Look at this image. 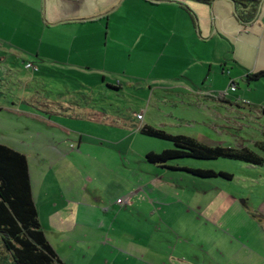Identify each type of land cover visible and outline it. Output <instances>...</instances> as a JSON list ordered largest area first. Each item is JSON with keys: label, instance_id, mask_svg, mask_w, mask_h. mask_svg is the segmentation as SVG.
<instances>
[{"label": "crops", "instance_id": "obj_1", "mask_svg": "<svg viewBox=\"0 0 264 264\" xmlns=\"http://www.w3.org/2000/svg\"><path fill=\"white\" fill-rule=\"evenodd\" d=\"M259 1L256 18L245 24L233 0H139L135 10L129 0H39L38 9L45 11L43 33L60 36L62 28L74 29L72 40L62 44L79 60L60 63L39 50L36 59L24 60L39 67L33 72L60 63L61 69L81 75L84 68L97 72L108 88H121L122 82L113 84L116 70L90 61L98 50L106 60L114 55L109 38L118 26V41L130 29L137 32L136 47L141 43L139 50L151 57L159 53L157 64L175 70L152 82L174 83L178 95L190 101L188 119L170 112L169 122L155 123L143 115L138 125L112 123L108 110L84 114L59 106L57 115L65 119L91 117L99 126L91 124L93 134L22 107L25 99L13 95L10 76L15 69L11 57L23 50L0 37V143L28 157L40 221L65 264H264V166L247 163L260 168L259 177L248 176V187L233 188L230 182L237 176L227 170L204 168L231 173L230 180L197 177L148 161L149 152L160 153L154 148L132 150L144 136L141 128L151 125L210 146L259 148L264 156V126L261 135L255 133V125L264 122V94L254 88L264 76L250 79L264 71V0ZM105 20L106 33L97 25ZM156 39L165 44L162 52L151 47ZM34 79H26V86ZM184 122L186 129L176 130ZM114 127L126 135L115 138ZM71 154L79 163L68 160Z\"/></svg>", "mask_w": 264, "mask_h": 264}, {"label": "rangeland", "instance_id": "obj_2", "mask_svg": "<svg viewBox=\"0 0 264 264\" xmlns=\"http://www.w3.org/2000/svg\"><path fill=\"white\" fill-rule=\"evenodd\" d=\"M137 1L139 2V0H129L128 6L131 10H135L134 7L137 6L135 2ZM38 3L39 0H0V37L18 43L21 46L20 49L23 50V52L17 50L14 52L15 57H11L15 69L14 76H10L13 81L10 85L13 95L25 99L21 104L23 108L32 106V108L39 111V114H50L52 120L55 122L71 124L72 127L75 124L81 127L79 129L81 131L79 132L86 134L95 133L96 131L92 129L91 124L95 123L97 125V123H92L90 121L91 117H85L86 119L89 118L87 121L77 117L65 119L57 115L59 106L69 112L75 111L84 114L94 111L102 114L104 110H108L109 120L112 123L119 121L122 124H132L135 121L136 125H138L140 122L139 114L142 117L145 115V120L148 122H169L170 120L167 118L166 113L170 112H174L177 116L188 119L190 115L189 110H191L190 101L186 97L178 95L179 92L177 91L181 90L171 87L174 83L172 85L152 82V79L156 76L168 75L175 70L163 66L162 63L157 64L160 56L159 53H153L152 57L151 54H146L147 56L143 54L142 50L138 48V45L141 46V43L136 47L135 42L132 41L133 37L137 36V32L134 35L133 33L135 31L131 29L128 31L129 36L123 38L121 42L117 39L119 32L118 26L114 27V23H111L114 28L112 30V36L109 38V47L114 50V55L112 56L111 53L106 60L103 54L104 52L98 50V55L90 60L94 67L99 66L100 68L106 67L116 70L117 74L114 75L113 84L117 86L118 82H122L121 88L117 90L108 88L107 82L103 81L100 74L97 72H89L87 68L83 69L85 73L83 75L70 69H61L63 65L60 63L65 62V60L70 59L72 62L79 60L75 52L71 51L70 53L62 44V42H70L72 40L71 36L74 29L62 28L60 36L56 32H47V35L46 33L44 34L42 22L45 21V11L44 7L41 11L38 9ZM107 23L108 21L105 20L103 26L97 25L98 27H104V32L106 33L108 31ZM159 42V39H156L155 43L152 42L151 47L154 52H162L165 49V44ZM60 44L62 45V49L59 50L57 46ZM99 47L101 49V45ZM121 49L123 53L117 52L118 50L121 51ZM39 50H42L45 55L59 60L60 67L57 64L48 63L41 66L40 72H33V69L27 68L24 60L36 59V54ZM9 54L11 52L7 50L6 55ZM31 77H35V79L27 83L28 85L26 86V79ZM252 81L259 80L253 79ZM238 83L242 90L246 89L247 84H244L242 81ZM260 83H264V81L256 83V85H259H254V88L259 93L264 94V87ZM200 85L203 86V84ZM241 89L239 90L240 93H242ZM12 99H15L19 104L18 99ZM98 117L101 118L102 116ZM179 125L181 126H178L176 130L182 131L186 129V122ZM263 126L264 122L255 125V133L257 135L262 134L261 128ZM118 129V127H114L115 132L113 136L115 138L118 135H126L123 130L117 133L116 131ZM115 138L112 139L114 140ZM133 146L132 150L136 151L154 148L161 152L167 146L174 148V144L168 140L146 135L138 138ZM256 150L258 153H263L259 148ZM69 159L75 161L77 159L76 154H71L68 157ZM76 163H79V161L76 160ZM168 164H184L201 168L227 170L237 176V180L234 183H229L233 188H239L241 184L248 187L251 184L248 176L253 175V177L258 178L260 175L256 170L260 168H249L248 164L243 161L228 158H180L171 160ZM258 188L263 187L258 186ZM0 264H10L8 253L1 242V238Z\"/></svg>", "mask_w": 264, "mask_h": 264}, {"label": "trees", "instance_id": "obj_3", "mask_svg": "<svg viewBox=\"0 0 264 264\" xmlns=\"http://www.w3.org/2000/svg\"><path fill=\"white\" fill-rule=\"evenodd\" d=\"M241 8L238 18L245 24L256 18L259 0H233ZM188 11L190 8L183 5ZM264 76V71L250 75L251 80ZM117 88L115 85H109ZM220 99H223L219 96ZM264 111V108H263ZM141 133L174 144V148L160 153L149 152L147 160L169 166L171 169L185 170L197 177H222L232 179L233 174L189 166H171L167 163L174 159H217L228 158L245 163L264 166V156L248 148L229 146H210L194 137L173 134L165 129L151 125L141 128ZM0 238L4 245L10 264H65L50 243L40 221L36 204L28 157L9 146L0 143Z\"/></svg>", "mask_w": 264, "mask_h": 264}, {"label": "built area", "instance_id": "obj_4", "mask_svg": "<svg viewBox=\"0 0 264 264\" xmlns=\"http://www.w3.org/2000/svg\"><path fill=\"white\" fill-rule=\"evenodd\" d=\"M26 67L29 68V69H33L34 71H38L39 70V67L31 62H27L26 63ZM236 84L234 82L231 83V87H230V90L232 91H235L236 90ZM225 94H228V91L225 92ZM139 118H142V115L139 114L138 116ZM118 202L119 203H123L124 202V199L120 198L118 199Z\"/></svg>", "mask_w": 264, "mask_h": 264}]
</instances>
